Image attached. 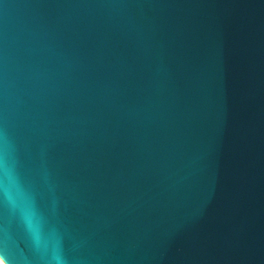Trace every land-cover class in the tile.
<instances>
[{
	"label": "water",
	"instance_id": "obj_1",
	"mask_svg": "<svg viewBox=\"0 0 264 264\" xmlns=\"http://www.w3.org/2000/svg\"><path fill=\"white\" fill-rule=\"evenodd\" d=\"M5 264H264V0H0Z\"/></svg>",
	"mask_w": 264,
	"mask_h": 264
},
{
	"label": "bare ground",
	"instance_id": "obj_2",
	"mask_svg": "<svg viewBox=\"0 0 264 264\" xmlns=\"http://www.w3.org/2000/svg\"><path fill=\"white\" fill-rule=\"evenodd\" d=\"M0 264H5L4 261L0 258Z\"/></svg>",
	"mask_w": 264,
	"mask_h": 264
}]
</instances>
